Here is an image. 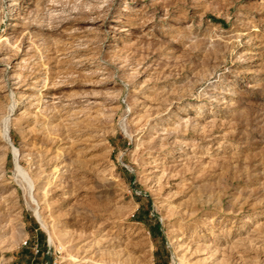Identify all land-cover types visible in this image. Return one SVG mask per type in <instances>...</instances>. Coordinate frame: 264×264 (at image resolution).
Returning <instances> with one entry per match:
<instances>
[{
	"label": "rangeland",
	"instance_id": "374dc122",
	"mask_svg": "<svg viewBox=\"0 0 264 264\" xmlns=\"http://www.w3.org/2000/svg\"><path fill=\"white\" fill-rule=\"evenodd\" d=\"M183 261L264 264V0H0V264Z\"/></svg>",
	"mask_w": 264,
	"mask_h": 264
},
{
	"label": "bare ground",
	"instance_id": "6f19581e",
	"mask_svg": "<svg viewBox=\"0 0 264 264\" xmlns=\"http://www.w3.org/2000/svg\"><path fill=\"white\" fill-rule=\"evenodd\" d=\"M4 130V136H5V138H6V140H7V142L11 145V147H12V149H13V152H14V154H15V157H16V160H17V157H18V155H19V148L18 147H16L15 146V144L13 143V141H12V138H11V136H10V133H9V127H8V124L6 123V125H5V129H3ZM17 168H18V170L23 174V178H24V180H25V182H26V184H27V186H28V190H29V193H30V195H31V197H32V201L33 202H37V200H36V198H35V196H34V189H35V180L33 179V177L30 175V173L28 172V171H26L25 169H23L20 165H19V163H17ZM38 204V203H37ZM39 205V204H38ZM37 206V205H36ZM36 216H37V218H38V220H39V222L44 226V227H48L47 226V223H46V220L44 219V217L45 216H42V214H41V212L42 211H40V210H38L37 208H36ZM49 230V229H48ZM55 230V229H54ZM54 232V231H53ZM50 241L53 243V241H54V238H53V234H52V232H51V234H50ZM183 259V258H182ZM184 260V259H183ZM182 261V260H181ZM184 262V261H183ZM186 262H184L183 264H185ZM181 264V263H180ZM187 264H189V263H187Z\"/></svg>",
	"mask_w": 264,
	"mask_h": 264
},
{
	"label": "built area",
	"instance_id": "2783aa9c",
	"mask_svg": "<svg viewBox=\"0 0 264 264\" xmlns=\"http://www.w3.org/2000/svg\"><path fill=\"white\" fill-rule=\"evenodd\" d=\"M25 244H27V241L25 242ZM40 249L39 248H36L35 252H36V255L39 253Z\"/></svg>",
	"mask_w": 264,
	"mask_h": 264
},
{
	"label": "trees",
	"instance_id": "16d2710c",
	"mask_svg": "<svg viewBox=\"0 0 264 264\" xmlns=\"http://www.w3.org/2000/svg\"><path fill=\"white\" fill-rule=\"evenodd\" d=\"M41 253V250L39 251V253L37 255H39Z\"/></svg>",
	"mask_w": 264,
	"mask_h": 264
}]
</instances>
